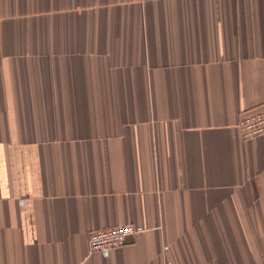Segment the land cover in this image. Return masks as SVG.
<instances>
[{
	"label": "crops",
	"instance_id": "1",
	"mask_svg": "<svg viewBox=\"0 0 264 264\" xmlns=\"http://www.w3.org/2000/svg\"><path fill=\"white\" fill-rule=\"evenodd\" d=\"M260 107L264 0H0V264H264Z\"/></svg>",
	"mask_w": 264,
	"mask_h": 264
},
{
	"label": "built area",
	"instance_id": "2",
	"mask_svg": "<svg viewBox=\"0 0 264 264\" xmlns=\"http://www.w3.org/2000/svg\"><path fill=\"white\" fill-rule=\"evenodd\" d=\"M238 127L243 139H252L264 134V108H254L240 112ZM137 232L132 225L108 228L88 234V251L91 254L105 253L121 248L125 239Z\"/></svg>",
	"mask_w": 264,
	"mask_h": 264
}]
</instances>
